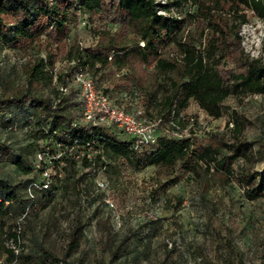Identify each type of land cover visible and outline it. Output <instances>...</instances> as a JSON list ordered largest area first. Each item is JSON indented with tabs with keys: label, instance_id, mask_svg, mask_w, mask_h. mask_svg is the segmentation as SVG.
I'll return each mask as SVG.
<instances>
[{
	"label": "rangeland",
	"instance_id": "374dc122",
	"mask_svg": "<svg viewBox=\"0 0 264 264\" xmlns=\"http://www.w3.org/2000/svg\"><path fill=\"white\" fill-rule=\"evenodd\" d=\"M185 8L192 10L190 6ZM115 27L112 17L106 14L92 17L81 14L70 27L68 47L92 46L98 29L114 30ZM239 34L250 57L264 63V21L249 12ZM51 51L54 53L53 77L36 82L34 90L38 94L54 95L56 90L64 88V93L76 91L80 99L79 82L75 79L79 66L72 68L75 62L66 58L63 47ZM38 55L46 60L44 49ZM34 58V50L12 51L0 41V97L25 84V64ZM98 67L84 68L97 89L105 90L117 105L127 110L139 105L146 117L155 116L153 108L147 106V89H151L157 77L151 67L134 70L147 87L146 91L128 82L123 76L125 71L112 72ZM60 74L65 84L57 81ZM131 87L140 94L136 103L119 95ZM2 108L0 145L18 148L36 143L35 150H24L30 153L26 155L32 167L26 175L18 171L8 152L0 146V177L22 183L23 199H26L23 185L30 179L35 182V199L24 217L20 206H16L17 211L12 210V216L6 218L7 223L17 224L20 233L19 244L14 247L22 257L13 264H52L47 253L61 257L73 235L78 246L67 258L70 264H264V191L250 200L235 176L223 183L212 170L207 172L202 166L192 172L176 169L172 174L161 176L155 166L135 168L123 158L114 160L105 155L100 160L93 159L96 152L87 154L94 160L89 170H83L80 158L76 159L79 179L72 178L68 170L63 171L56 164L57 150L38 139L41 134L31 118L30 102L24 100ZM182 115L188 123L186 133L193 131V137L201 139L223 133L232 141L233 128L238 125L242 136L256 151L251 169L259 173L258 180L264 179V150L260 146L264 144V94L228 96L222 102L218 118L208 116L191 100ZM191 117L195 122L189 126ZM43 148L47 153L41 160L39 151ZM103 161L105 165L99 166ZM176 176L178 179L174 180ZM46 180L48 186L44 188L41 183ZM168 180L173 182L163 189L161 184ZM107 235L112 236L113 247H120L116 263L109 260L105 246ZM124 238L127 239L123 244Z\"/></svg>",
	"mask_w": 264,
	"mask_h": 264
},
{
	"label": "trees",
	"instance_id": "16d2710c",
	"mask_svg": "<svg viewBox=\"0 0 264 264\" xmlns=\"http://www.w3.org/2000/svg\"><path fill=\"white\" fill-rule=\"evenodd\" d=\"M188 6L192 10L185 8ZM249 12L264 21V0H164L162 3L156 0H0V41L12 51L32 49L35 54L25 64V84L0 97V111L4 105L28 100L31 118L40 130L38 139L57 150L56 164L63 171L68 170L72 178L79 179L77 158H80V167L89 170L94 160L87 154L96 152L93 159L100 160L101 155L114 160L123 158L135 168L155 166L161 176L172 174L176 169L192 172L202 166L207 172L212 170L223 183L235 176L243 186L244 195L255 199L264 191V179L258 180L259 173L251 169L256 151L242 136L238 125L233 128L232 141L223 133L205 139L161 134L153 145L136 151L130 140L114 131L84 122V102L76 91L56 90L54 95H43L33 88L36 82L52 79L54 53L51 50L63 47L66 58L75 62L72 68L92 69L98 65L100 70H123L128 82L142 86L145 91L147 87L134 70L151 67L157 77L151 89H147V106L155 112L152 118H160L164 124L170 119L176 120L191 100L208 116L218 118L222 102L228 96L264 94V63L250 57L239 34ZM81 14L89 17L106 14L112 17L116 27L98 29L92 46L68 47L70 27ZM42 49L46 60L38 55ZM57 81L65 84L61 74ZM35 145L33 141L18 148L0 146L8 152L18 171L26 175L32 167L26 155L30 153L24 150H35ZM260 146L264 150V144ZM45 152L44 148L39 151L40 157ZM103 164L104 161L99 166ZM177 179L178 176L174 177ZM171 182H163L162 188L166 189ZM34 183L30 179L23 185L26 194L23 199L22 183L0 177V264H13L22 257L14 247L19 244V228L17 224L7 223L6 218L12 216V210L17 211L16 206L22 209L21 216L27 212L35 199ZM126 239L122 240L123 244ZM6 241L11 244L7 245ZM77 246L73 235L61 257L47 253L51 263L70 264L67 258ZM105 246L110 262L116 263L120 257L119 245L113 247L112 236L107 235Z\"/></svg>",
	"mask_w": 264,
	"mask_h": 264
},
{
	"label": "built area",
	"instance_id": "2783aa9c",
	"mask_svg": "<svg viewBox=\"0 0 264 264\" xmlns=\"http://www.w3.org/2000/svg\"><path fill=\"white\" fill-rule=\"evenodd\" d=\"M86 69V67H85ZM75 79L79 82L80 97L84 106L82 120L90 122L95 126H102L117 133L123 139L130 140L136 151L153 145L157 137L161 134L173 137H192L193 131L187 130V122L182 113L176 120L170 119L168 123H162L160 118L146 117L141 106L134 105L133 110H127L124 106L117 105L107 92L97 89L92 79L84 72L83 67H78ZM65 92L64 88H61ZM123 99H133L134 103L140 98V94L135 87H131L128 92H120ZM192 126L194 117L188 119ZM187 123V124H186ZM101 185H103L101 183ZM48 186V181L43 183V187ZM104 186V185H103Z\"/></svg>",
	"mask_w": 264,
	"mask_h": 264
}]
</instances>
